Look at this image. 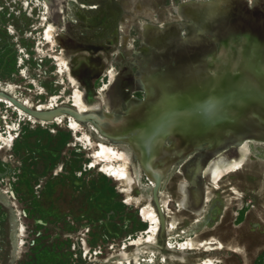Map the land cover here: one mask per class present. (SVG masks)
Here are the masks:
<instances>
[{
    "label": "rangeland",
    "instance_id": "374dc122",
    "mask_svg": "<svg viewBox=\"0 0 264 264\" xmlns=\"http://www.w3.org/2000/svg\"><path fill=\"white\" fill-rule=\"evenodd\" d=\"M59 1L60 21L44 0H0V92L30 107L0 100V264H264V0ZM208 1L228 16L216 32L185 16ZM231 156L216 180L194 173Z\"/></svg>",
    "mask_w": 264,
    "mask_h": 264
},
{
    "label": "bare ground",
    "instance_id": "6f19581e",
    "mask_svg": "<svg viewBox=\"0 0 264 264\" xmlns=\"http://www.w3.org/2000/svg\"><path fill=\"white\" fill-rule=\"evenodd\" d=\"M222 1V0H220ZM219 1V2H220ZM224 1V0H223ZM222 4V3H221ZM44 5L45 7L47 8V10L49 11L51 17H53L54 19L60 21L61 20V12H63V8H62V4L60 3L59 0H44ZM189 6L191 5H196L197 9L198 10H194L192 11V21H193V25H197L198 23L204 27V29L206 30H209L211 32H216V29L220 30L221 28L224 27L225 23L223 22V19L227 18V13H223V12H220L219 10H217V7L219 4H216L215 1H211V2H206V3H202V4H188ZM226 5V4H225ZM185 6V5H184ZM201 6V7H200ZM223 6V5H222ZM199 8L200 9H203L202 11H199ZM187 10V9H186ZM219 11V12H218ZM46 19V18H45ZM64 19V17H63ZM194 27V26H193ZM50 28L51 26L49 25L48 28H47V31H46V34L49 35V32H50ZM149 30V29H148ZM148 30L146 29L145 30V33L148 32ZM226 32V31H224ZM190 34L192 35L191 36V40L189 41L190 45L189 46H186V47H189L191 52H194V53H197V54H203L204 52H199L198 48L196 47V45L193 43V40H198V39H201V42H204V40H202V38H204L202 35L200 34H194L192 32H190ZM64 37V36H63ZM196 43V42H195ZM198 46V45H197ZM188 49V48H187ZM186 49V50H187ZM188 50V51H190ZM187 53V52H186ZM201 58H203V56H201ZM204 62V61H203ZM202 63V62H201ZM196 64V63H195ZM199 67V66H197ZM192 72V71H191ZM114 76V75H113ZM171 78V77H170ZM173 79V78H172ZM122 80V79H121ZM110 84V83H109ZM161 84V83H160ZM165 86V85H164ZM215 88H214V91L216 93H220V90L218 88V86H221V81L218 79L215 83ZM172 88V86H171ZM213 89V87H209V85L206 87V89H203L202 93L205 92V91H211ZM79 91V90H78ZM6 92H10L8 89ZM80 92V91H79ZM78 93V92H77ZM12 94V93H11ZM10 94V95H11ZM201 95V93H198ZM166 96L168 97H172L174 96V94L172 93H167ZM81 97L78 96V94H76L74 96V104L76 105V111L82 116L85 115V112H86V107L83 103V101H81L80 99ZM117 99V98H116ZM115 99V100H116ZM122 99V98H121ZM232 100H234L233 102L236 103V98L232 97L231 98ZM0 100H3L5 102H11L14 104L15 107H18L19 108V111L21 113L26 112L28 113L23 107L25 108H30L29 107V103L26 102V101H21V102H18L16 101L14 98H12L11 96H9L8 94H1L0 95ZM168 100V99H167ZM20 103V104H18ZM200 104H203V102H198ZM44 104V103H43ZM113 104V103H112ZM18 105V106H17ZM233 105V104H232ZM40 107V106H39ZM44 107V106H43ZM119 107V106H118ZM200 107V106H199ZM45 108V107H44ZM110 108V107H109ZM196 108V107H195ZM194 108V109H195ZM198 108V107H197ZM40 109V108H39ZM179 109H181L179 107ZM191 108H189L190 110ZM173 110V108H172ZM222 110V108H221ZM36 111V110H35ZM60 111V110H59ZM56 112V111H53V110H49V111H37V112H42L44 114H40V115H35L34 117L32 118H35L37 117V119L39 120H42V119H51L53 117H57L61 114V112ZM192 111V110H191ZM91 112V111H90ZM103 112V111H102ZM174 112V111H173ZM175 112H176V109H175ZM184 112V111H183ZM187 112V111H185ZM64 113V112H63ZM261 117H262V111L259 112ZM29 114V113H28ZM27 114V115H28ZM171 114V113H170ZM173 114V113H172ZM179 114V113H178ZM31 115V114H30ZM184 115V114H183ZM33 116V115H32ZM178 116H182V115H178ZM21 117V116H20ZM176 117V116H175ZM168 118V116H167ZM36 119V118H35ZM61 120V119H60ZM70 120V119H69ZM85 120V119H83ZM264 120V119H263ZM173 121V120H171ZM61 122V121H60ZM100 122V121H99ZM107 122V121H106ZM111 122V123H110ZM107 125H101L102 128H104V132H109L111 131L112 132V135H119L121 134L120 133V129H114L115 128V124L114 121H110ZM166 122V120H165ZM170 122V121H169ZM167 125V123H164ZM79 125V124H78ZM88 125V124H87ZM169 125V124H168ZM262 126V125H261ZM71 128H77V124H75L74 122H71V125H70ZM114 129H112V128ZM254 127V126H253ZM103 132V133H104ZM11 133V132H10ZM9 133V134H10ZM75 133V132H74ZM77 133V132H76ZM111 134V133H109ZM75 136V135H74ZM86 136V135H85ZM88 136V135H87ZM13 137V136H12ZM117 137V136H116ZM89 138V137H88ZM115 138H112L111 140H114ZM89 141V140H88ZM11 143V142H10ZM246 143H243V145H245ZM240 146V145H239ZM100 147H101V151H99L97 154L102 156L103 159H112L113 157H117V152L112 148V147H109L107 145H104V144H100ZM225 150H228L227 148L225 149H222V152L225 151ZM221 152V153H222ZM245 153V152H244ZM122 155V154H121ZM120 156V155H119ZM123 156V155H122ZM242 156H244V154H242ZM242 156H231L229 157L227 160H223V161H220V162H217V159H216V162L213 163L209 168L208 170H205L204 167L206 165V163L208 162V160H206L204 163L205 165H199L195 168V171L194 173L196 174L198 171L203 173V175L205 176V178L207 180H216L220 177V175H222L223 173H225L226 171H228L229 169L231 168H237V166L240 164L241 162V157ZM226 159V158H225ZM243 159V158H242ZM219 161V159H218ZM243 162V161H242ZM241 162V163H242ZM93 164V163H92ZM108 164V163H107ZM190 164V163H189ZM106 165V164H105ZM111 165V164H110ZM104 166V169H107L109 171V173L111 175H115L116 177H119V178H125V177H128L129 175V170H127V168H125L126 166H123V167H113V166ZM187 176L190 180V185L187 187L186 189V193H185V197H184V200H183V206L185 208H187L188 210L190 211H193L195 213L199 212L201 210V207L204 205V201L205 199L203 198L202 196V191L203 190H200L198 187H196L192 182V172H191V169L188 167L187 168ZM131 176V175H130ZM197 182V181H196ZM143 206V205H142ZM150 210V209H149ZM141 213L146 216V217H149L150 220H156L157 219V215H155L154 213H152L151 211H147L145 209H141ZM148 219V218H147ZM148 219V220H149ZM158 222V221H157ZM22 233V232H21ZM142 235V234H141ZM139 236V235H138ZM134 238V237H133ZM142 238V237H141ZM151 240V239H150ZM152 241V240H151ZM147 242V241H146ZM131 244H136V243H142L141 242V239H138L137 241L135 239H132L130 241ZM191 243V242H190ZM137 245V244H136ZM139 245V244H138ZM127 247V246H126Z\"/></svg>",
    "mask_w": 264,
    "mask_h": 264
},
{
    "label": "water",
    "instance_id": "95a60500",
    "mask_svg": "<svg viewBox=\"0 0 264 264\" xmlns=\"http://www.w3.org/2000/svg\"><path fill=\"white\" fill-rule=\"evenodd\" d=\"M185 6H186V9H187V10L185 11V16L188 17V18L191 20V22H193L192 19H191V17H192L191 15H192V13H193L192 11H194V10H198V9L196 8L197 6H196V5H191V6H189L188 4H185ZM200 7H201V6H200ZM237 9H238V8H237ZM202 10H203V9H200V8H199V11H202ZM235 16H237V13H235ZM190 25H191V24H190ZM172 36H176V33H175V32H172ZM170 42H172V40H169V43H170ZM181 42H182V44H183L184 46H189V45H190V43L187 41L186 38H183V39L181 40ZM1 94H3V93L0 92V95H1ZM18 104H20V103H18ZM23 108H24L26 111L30 110L29 108H25V107H23ZM60 109H61V108H60ZM60 109H59V110H60ZM31 110H32V109H31ZM57 110H58V109H57ZM35 112H36V113H40V114H44V113H42V112H37V111H35ZM40 114H39V115H40ZM74 115H75V114H74ZM123 119H124V121H125L126 118L123 117ZM156 127H158V126H156ZM143 143H144V146H145V147L149 146V142H145V141H144ZM147 144H148V145H147ZM142 159H143V158L141 157V160H142Z\"/></svg>",
    "mask_w": 264,
    "mask_h": 264
},
{
    "label": "built area",
    "instance_id": "2783aa9c",
    "mask_svg": "<svg viewBox=\"0 0 264 264\" xmlns=\"http://www.w3.org/2000/svg\"><path fill=\"white\" fill-rule=\"evenodd\" d=\"M81 244L83 245H85V240H84V238H81ZM95 253H97V252H95ZM140 264H141V262H140Z\"/></svg>",
    "mask_w": 264,
    "mask_h": 264
}]
</instances>
